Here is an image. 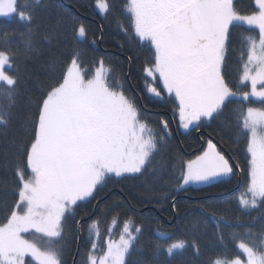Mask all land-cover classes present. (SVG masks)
<instances>
[{
	"label": "snow or ice",
	"instance_id": "snow-or-ice-1",
	"mask_svg": "<svg viewBox=\"0 0 264 264\" xmlns=\"http://www.w3.org/2000/svg\"><path fill=\"white\" fill-rule=\"evenodd\" d=\"M32 2L41 5V0ZM253 3L250 14L239 11L235 0H125L123 9L134 36L152 51V60L143 69L147 93L174 97L183 129L214 119L231 97L260 102L261 107L249 106L238 117L248 175L246 194L238 201L242 209H264V0ZM96 6L101 13L110 11L108 0H96ZM29 7L18 8V0H0V16H15L27 25L20 34L25 55L34 43V7L25 10ZM240 26L258 32L245 38L239 82L250 90L238 93L226 79V53L232 30ZM75 33L85 37L84 25ZM15 63L16 52L0 50V128L11 123L19 95L18 71H8ZM109 73L101 60L89 76L81 66L80 53L74 51L62 73L51 75L27 125V142L21 140L13 153L15 185L11 193L0 190L5 210L4 222H0V264H63L60 242L67 214L79 202L96 200L109 179L142 174L150 164L164 136L157 137L142 122L136 104L121 85L110 81ZM161 124L170 135L167 121ZM234 168H240L239 163L230 162L209 140L207 149L184 165L177 190L230 176ZM116 222L113 218L112 225ZM130 224L124 222L119 239L112 238L110 227L101 248L98 223L93 221L89 230L95 239L87 264H127L126 257L142 231ZM29 233L39 234V240L27 238ZM158 236L169 238L163 232ZM218 239L222 241L223 236ZM187 247L197 255L200 252L196 241L185 239L174 240L166 248L154 245L156 253L163 248L170 257ZM238 248L245 260L238 255L231 260L209 259L208 264H264V232L257 239L241 241Z\"/></svg>",
	"mask_w": 264,
	"mask_h": 264
},
{
	"label": "trees",
	"instance_id": "trees-1",
	"mask_svg": "<svg viewBox=\"0 0 264 264\" xmlns=\"http://www.w3.org/2000/svg\"><path fill=\"white\" fill-rule=\"evenodd\" d=\"M108 2L110 11L101 15L95 8L96 0H41L40 6H34L32 0H18V8L25 4L30 6L25 10L34 7L33 50L27 55L20 35L27 30V25L15 16L0 17V50L16 52V63L8 71L10 74L18 71L21 78L16 106L12 109L13 119L7 128H0V190L11 193L15 185L13 153L21 140L27 142V125L36 114L51 75L54 72L60 75L70 55L78 51L81 66L89 76L99 62L104 61L105 67L110 69V81L123 87L139 109L142 122L164 139L158 140L157 151L142 174L109 179L96 200L79 202L72 213L67 214L60 242L63 264L87 263L92 241L89 226L93 221L98 223L100 243L110 227L113 228L111 236L117 237L126 220L133 228L141 227L138 241L126 257L127 264H208L209 259L241 257L238 244L257 239L264 232V209L239 206L238 198L246 194L248 175L246 143L238 135L237 123L241 110L261 107L260 102L252 98L249 101L230 98L214 119L182 132L174 97L163 93L158 98L147 93L143 69L150 64L152 51L134 36L130 18L123 10L125 0ZM235 4L244 14L254 9L253 0H235ZM81 24L86 30L83 38L75 33ZM121 24L127 32L119 26ZM257 32L240 26L230 35L226 79L238 93L250 90L239 82L241 52L246 50L245 38ZM162 121H167L170 135L164 132ZM209 140L230 162H238L240 168L209 184L177 190L184 165L201 154ZM11 203L9 200V205ZM4 217V205L0 203V222H4ZM113 218L117 221L114 226ZM160 232L168 234L169 238L161 239ZM220 235L222 241L218 239ZM178 239L196 241L199 254L192 247L177 251L171 257L163 248L155 252L156 243L166 248Z\"/></svg>",
	"mask_w": 264,
	"mask_h": 264
},
{
	"label": "rangeland",
	"instance_id": "rangeland-1",
	"mask_svg": "<svg viewBox=\"0 0 264 264\" xmlns=\"http://www.w3.org/2000/svg\"><path fill=\"white\" fill-rule=\"evenodd\" d=\"M95 8H96V10L98 11V13H100L101 15H103V14H105V13H101L100 11H99V9L97 8V6L95 5ZM0 17H2V16H0ZM9 17H12V16H7V17H5V18H9ZM143 43H146V42H143ZM98 67H99V64H98ZM236 97H240V96H236ZM231 98H233V97H231ZM252 99H255V98H252ZM256 100V99H255ZM178 120H179V115H178ZM179 126H180V124H179ZM194 126H190L188 129H183L181 126H180V130L182 131V132H187V131H189L191 128H193ZM214 143V142H213ZM215 144V143H214ZM207 149V145H206V147H205V150ZM218 149V148H217ZM204 150V151H205ZM203 151V152H204ZM202 152V153H203ZM201 153V154H202ZM201 154H199V155H201ZM196 157H194V158H192V159H190V160H193V159H195ZM126 175H134V174H126ZM125 175V176H126ZM222 177H220V178H218V179H221ZM218 179H216V180H218ZM216 180H214V181H216ZM214 181H211V182H214ZM211 182H209V183H211ZM209 183H202V184H189V185H185L183 188H187V187H200V186H203V185H206V184H209ZM183 188H180V189H183ZM238 201H239V198H238ZM130 226L133 228V226L130 224ZM123 228V227H122ZM112 231H113V228H112ZM121 231H122V229H121ZM112 233V232H111ZM89 234H90V230H89ZM108 235H109V233H108ZM108 235L105 237V239L108 237ZM120 235V234H119ZM119 235L117 236V237H113L112 236V238H114V239H119ZM26 237L27 238H30V239H36V240H39V234H35V235H33V234H31V233H29V234H26ZM90 237L92 238V240L93 239H95V236L94 235H90ZM104 241L105 240H103V243H100V241L98 240V243H99V245H100V247L101 248H103L104 246H105V244H104ZM240 252H241V250H240ZM241 257H240V259L241 260H245L246 259V257L242 254V252H241ZM27 259H30V258H26V260ZM34 263V262H33ZM87 264V263H86Z\"/></svg>",
	"mask_w": 264,
	"mask_h": 264
}]
</instances>
